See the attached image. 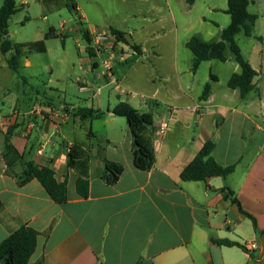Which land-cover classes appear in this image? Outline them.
Masks as SVG:
<instances>
[{
	"label": "crops",
	"instance_id": "0c3cea01",
	"mask_svg": "<svg viewBox=\"0 0 264 264\" xmlns=\"http://www.w3.org/2000/svg\"><path fill=\"white\" fill-rule=\"evenodd\" d=\"M123 43L125 48L133 47ZM138 46L143 54L146 49ZM3 55L0 71L6 74L12 71L7 63L11 53ZM259 58L256 62L247 58L257 76L254 89L244 98L228 87L231 76L241 72L233 55H227L225 62H203L196 72L192 66L182 69L174 64L166 71L155 70L144 81L143 73H137L141 86L137 102L121 95L122 89L116 102H111L108 92L105 106L102 95L110 81L104 75L106 84L93 106L87 107L102 113L92 121L75 117L76 106L56 107L49 102L22 111L15 98L11 110L0 113V243L27 225L40 233L30 264H264V144L258 135L264 133L262 52ZM26 64L30 66L29 61ZM203 66L208 74L199 78ZM207 83L209 96L202 100ZM119 101L153 117L155 162L148 171L134 164L129 125L113 113ZM162 125L167 126L163 131ZM9 130L12 144L27 161L51 168L58 182L68 172L66 203L55 202L36 179L19 186L6 174L2 152ZM79 134L97 144L80 141ZM209 140L216 145L212 154L216 162L234 164L235 171L227 179L183 181L181 172ZM74 143L83 145L91 156L87 198L78 196L77 175L67 169L66 146ZM104 160L123 167L114 184L104 179ZM224 187L256 219V231L245 227L250 220L221 190ZM219 239L240 242L248 252L219 246ZM250 244L258 248L250 250Z\"/></svg>",
	"mask_w": 264,
	"mask_h": 264
},
{
	"label": "rangeland",
	"instance_id": "374dc122",
	"mask_svg": "<svg viewBox=\"0 0 264 264\" xmlns=\"http://www.w3.org/2000/svg\"><path fill=\"white\" fill-rule=\"evenodd\" d=\"M23 1L27 5L9 21L10 39L13 43L44 40L46 52L28 54L27 59H22L18 74L0 71L2 114L11 110L10 102L15 98L20 101L22 111H29L31 107L28 106L40 102L56 107L93 106L100 87L106 84L104 75L109 79L105 62L110 61L112 53L116 60L112 63L113 70L121 82L114 84L109 79L110 85L104 87L102 95L105 106L107 93L111 92V102H116V94L122 89L126 99L129 96L137 102L141 99L137 73H143L144 81L155 70L166 71L174 64L182 69L191 67L194 56L186 47L190 38L198 36L206 42L218 41L221 30L230 23V16L223 11L228 7V0H195L193 5H189L187 0H72L78 7L75 12L68 9L67 0H17L18 4ZM2 5L3 0H0V8ZM248 11L257 17L253 36L240 33L236 41L242 54L256 62L260 60L261 52L264 56V0H249ZM80 22L84 30L100 28L111 31V34H114L112 29L124 32V39L133 47L125 48L126 44L116 40L112 48L103 46L97 52L92 42L90 46L97 57L90 59L86 52L89 44L80 31ZM52 26L55 28L53 35L57 37L52 35L45 39ZM138 45L146 49L143 54H139ZM226 54L232 56L229 49ZM0 57H4L1 52ZM94 63L98 66L94 67ZM206 74L208 70L203 66L198 77ZM83 84L85 89H82ZM258 135L260 143L264 144V133ZM78 137L86 144H97V141L82 138L80 134ZM252 146L253 143L250 144ZM245 227L253 229L250 221ZM238 240L243 242V239Z\"/></svg>",
	"mask_w": 264,
	"mask_h": 264
},
{
	"label": "trees",
	"instance_id": "16d2710c",
	"mask_svg": "<svg viewBox=\"0 0 264 264\" xmlns=\"http://www.w3.org/2000/svg\"><path fill=\"white\" fill-rule=\"evenodd\" d=\"M49 1V0H48ZM55 1V0H52ZM195 0H187L189 5H193ZM71 12L78 10V7L72 0L66 3ZM25 5H19L17 0H3L0 8V51L3 54L11 53L7 63L9 68L18 73L22 67V58L31 53L46 52L44 40L29 43H13L9 36V21ZM249 0H228V7L225 10L230 16L229 25L224 28L220 34L218 41L206 42L198 36H193L187 42V48L192 52L193 64L192 70L196 72L200 65L206 61L217 60L225 62L227 60L226 50L229 49L233 55L234 61L239 65L241 72L233 74L228 82V87L238 90L240 97L244 98L254 89L253 80L257 76L247 58L242 54L236 36L244 33L248 37H252L256 25L257 17L248 11ZM80 31L83 38L88 42L89 46L86 52L90 59L97 57V54L90 46L92 43L88 29L84 30L83 24L79 23ZM118 42L127 41L124 39L125 33L113 30ZM54 29L51 28L49 33L45 35V39L51 37ZM55 37V36H54ZM138 50V47H134ZM94 63V67H96ZM213 79L215 77L212 76ZM210 83L204 87L201 99L205 100L209 96ZM74 116L81 121H92L100 118L102 113L93 108L78 107L73 110ZM113 113L126 119L133 139V156L135 166L143 171L150 170L155 162L154 144H153V117L150 113H141L126 101H119L114 107ZM12 131L9 130L4 136L2 157L6 165V174L13 177L19 186H24L31 180H38L45 188L49 196L58 204L67 202V175L65 180L58 182L55 178L54 171L49 167H41L33 161H27L24 154L18 152L11 141ZM215 142L207 141L202 149L197 153L195 158L181 172V179L185 182L205 181L208 178L227 179L235 171L236 165L223 166L216 162L212 154L215 149ZM67 150V169L73 170L76 175V191L79 197L87 198L89 194V163L90 153L83 145L74 143L66 146ZM105 176L104 179L109 184L118 181L123 167L120 164L104 160ZM227 192V197L232 203L238 206L241 213L247 216L251 221L253 229L257 230L256 219L247 213L235 193L228 187L221 189ZM50 230V229H49ZM49 230L45 233H49ZM40 235L38 231L22 225L14 233L8 236L0 243V264H30V258L34 254L37 246V238ZM219 246L229 248H239L248 252L245 245L230 239L217 240Z\"/></svg>",
	"mask_w": 264,
	"mask_h": 264
},
{
	"label": "built area",
	"instance_id": "2783aa9c",
	"mask_svg": "<svg viewBox=\"0 0 264 264\" xmlns=\"http://www.w3.org/2000/svg\"><path fill=\"white\" fill-rule=\"evenodd\" d=\"M89 34L91 36L92 42H93V48H95V50L97 52H99V48L101 47H105L107 48H112V45L114 42H116L117 38L115 34H111V31H104L103 29L100 28H93L91 30H89ZM94 50V49H93ZM110 61H106L105 62V68H106V72H107V76L110 79V81L114 84L118 83V79L115 76V72H114V68H113V61L115 60L114 54H110L109 57ZM121 95H126L124 91H121ZM167 126L166 125H162L160 127V130L163 131ZM258 247L256 244H250L249 249L250 250H256Z\"/></svg>",
	"mask_w": 264,
	"mask_h": 264
}]
</instances>
